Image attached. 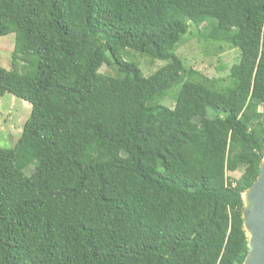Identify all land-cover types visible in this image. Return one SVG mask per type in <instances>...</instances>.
I'll return each instance as SVG.
<instances>
[{
  "label": "trees",
  "instance_id": "1",
  "mask_svg": "<svg viewBox=\"0 0 264 264\" xmlns=\"http://www.w3.org/2000/svg\"><path fill=\"white\" fill-rule=\"evenodd\" d=\"M189 22L240 50L227 78L178 56ZM10 34L0 98L31 114L0 148V264H244L243 198L264 159V0H0ZM127 50L167 64L145 77ZM108 53L115 77L100 73Z\"/></svg>",
  "mask_w": 264,
  "mask_h": 264
},
{
  "label": "rangeland",
  "instance_id": "2",
  "mask_svg": "<svg viewBox=\"0 0 264 264\" xmlns=\"http://www.w3.org/2000/svg\"><path fill=\"white\" fill-rule=\"evenodd\" d=\"M190 34L185 43L177 51L178 56L185 63L187 69L199 71L208 78H227L231 68L238 64L241 59L239 49H230L224 44H209L201 36L200 27L189 22ZM15 45V35L10 34L0 37V67L11 71L13 67V51ZM126 63H135L142 70L145 77L155 74L164 67L167 62L161 60H153L140 53L127 50L123 56ZM109 62H111L109 64ZM108 63V64H107ZM107 63L103 65L100 73L107 76L119 75V65L112 58L111 54H107ZM23 63H19L18 68L21 70ZM164 105L173 107L172 100L166 98ZM31 114V106L27 102L16 98L7 93L0 98V148L10 150L13 149L21 139L23 128ZM212 115V114H211ZM36 163L30 165L24 173L27 176L34 174ZM242 171L229 174L233 178H239Z\"/></svg>",
  "mask_w": 264,
  "mask_h": 264
},
{
  "label": "water",
  "instance_id": "3",
  "mask_svg": "<svg viewBox=\"0 0 264 264\" xmlns=\"http://www.w3.org/2000/svg\"><path fill=\"white\" fill-rule=\"evenodd\" d=\"M245 194L251 195V202L247 205L243 198L244 226L249 249L244 264H264V159L257 181Z\"/></svg>",
  "mask_w": 264,
  "mask_h": 264
},
{
  "label": "bare ground",
  "instance_id": "4",
  "mask_svg": "<svg viewBox=\"0 0 264 264\" xmlns=\"http://www.w3.org/2000/svg\"><path fill=\"white\" fill-rule=\"evenodd\" d=\"M244 200H245V202L247 203V205L250 204V202H251V195L246 194V195L244 196Z\"/></svg>",
  "mask_w": 264,
  "mask_h": 264
}]
</instances>
